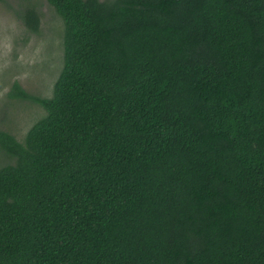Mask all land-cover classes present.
I'll list each match as a JSON object with an SVG mask.
<instances>
[{"label":"trees","instance_id":"obj_1","mask_svg":"<svg viewBox=\"0 0 264 264\" xmlns=\"http://www.w3.org/2000/svg\"><path fill=\"white\" fill-rule=\"evenodd\" d=\"M47 2L63 63L9 92L44 114L0 130V264H264V0Z\"/></svg>","mask_w":264,"mask_h":264},{"label":"rangeland","instance_id":"obj_2","mask_svg":"<svg viewBox=\"0 0 264 264\" xmlns=\"http://www.w3.org/2000/svg\"><path fill=\"white\" fill-rule=\"evenodd\" d=\"M30 7L39 17L36 32L23 20ZM63 34L64 21L47 0H0V130L18 140L43 116L44 109L9 92L18 83L29 95H51L63 63ZM7 162L0 150V165Z\"/></svg>","mask_w":264,"mask_h":264}]
</instances>
